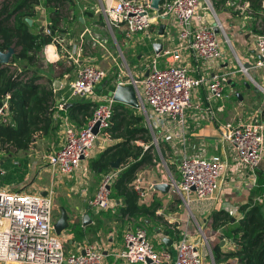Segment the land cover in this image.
I'll return each mask as SVG.
<instances>
[{"label":"crops","instance_id":"1","mask_svg":"<svg viewBox=\"0 0 264 264\" xmlns=\"http://www.w3.org/2000/svg\"><path fill=\"white\" fill-rule=\"evenodd\" d=\"M75 2L76 8L66 6L61 17V25L65 31L59 36H54L53 39L57 38V40L46 43L42 49L39 63L41 77L36 81L37 84L45 85L53 90L50 112L54 128L48 136L34 138V144L28 150L16 148L10 152L2 150L3 154H11L13 151H19V153L23 151L26 154L30 150H36L34 147L40 143H45L49 149L47 153L44 152L42 159L34 162L24 180L11 187L7 185V182L2 183L3 167L0 164V176H2L0 184L10 189L33 194L45 195L53 190L54 197L57 196L56 191L61 186L64 187L66 190L63 195L66 199V205H64L72 220L69 229L61 239L63 245L69 250L66 253L83 251L88 243H96L103 250V264H136L125 263L113 255L123 244L125 230L137 223L134 218L121 216L118 207L121 200H116L110 208L105 210H96L88 205V199L95 194L104 173L99 175L93 172L89 168V158L82 162L81 173L58 174L46 164L45 155L55 152L61 146L67 124L76 127L84 126L70 117L68 109L74 102L82 100V97L71 96L69 90L70 83L76 78L80 66L92 63L105 70L106 77L97 85L96 90L98 94L108 96V91L120 80L130 82L133 77L146 75L148 62L157 53L154 43L159 37V25L164 23L166 36L163 37V51L169 50L170 53L161 57L162 65L165 63L189 65L194 76L204 77L206 81L224 74L227 76V84L224 96L220 99L208 98L207 83L200 85L194 91L192 99L203 105L210 104L213 117L201 116L193 108L186 110L184 141H181V138L177 139L174 147L163 142L160 152L155 145L151 149L156 157L155 163L143 166L134 179H141L144 185L145 196H139V203L151 205L160 202L157 208L159 222L172 229L179 228L181 236L186 234L190 241L197 243L204 255L205 264H239L238 258H224L226 253L236 249V241L224 232L226 227L224 222L228 221L230 214L236 220L244 218L246 208L243 207L260 198L257 193V173H252L248 169L241 172L235 170L234 148L231 142L222 138V131L227 123L236 125L251 120L263 122L264 66L256 65L259 58L256 39L259 34L264 33V3L260 9L253 10L246 3L238 2V4L236 1L229 0L216 9L212 1V8H210L206 0H202L201 11L204 19L210 25L219 26L218 34L222 43V56L217 62L207 67L196 59L192 48L182 46L179 42L173 16L166 17V15L159 19L153 27L152 37H148L144 32H135L129 36L122 26L109 24L103 12L102 0H75ZM41 12V26L45 27L47 14L44 10ZM65 16L67 20L64 21ZM75 47L81 48V55L77 62L71 55ZM46 52L50 55L49 58L46 57ZM177 53H179V59L174 57ZM236 61L239 64H236ZM11 68L15 67L12 65ZM32 71L28 73L32 74ZM55 80L60 82L57 87L54 85ZM232 92L239 96L234 97ZM116 106L117 103H114V108ZM128 107L132 106L122 103L118 106V111L126 112L124 110ZM137 109L144 115L145 125L154 141L144 110ZM118 141L120 137H115L108 129L107 135L98 137L97 146L96 149L94 147L91 158L98 156L108 146ZM138 142L144 144L142 141ZM183 151L191 156L202 155L208 158L221 156L227 160L228 169L219 178L220 186L214 198L200 201L195 192H192L187 195V202H185L174 186H171L168 192L150 187L152 183L169 181V171L175 177H179L178 160ZM2 159L5 161L7 157ZM165 163L168 168L165 169V166L164 169L160 168V165L163 166ZM169 165L174 167V171ZM121 166L120 164L118 169H121ZM83 174L85 178L82 177ZM79 178L85 180L79 183L81 181ZM68 196L71 197L68 198ZM86 215L87 220L84 222ZM146 228L150 240L157 249L166 248L172 253L169 264H174L179 242L174 233H164L162 228L154 230L148 226ZM164 236L171 239L170 245L163 242ZM217 248L218 258L213 252Z\"/></svg>","mask_w":264,"mask_h":264},{"label":"built area","instance_id":"2","mask_svg":"<svg viewBox=\"0 0 264 264\" xmlns=\"http://www.w3.org/2000/svg\"><path fill=\"white\" fill-rule=\"evenodd\" d=\"M4 0H0V5ZM207 5L212 8L210 0ZM103 12L109 22L122 26L127 35L144 32L152 37L153 27L166 15L175 19V31L182 46L192 48L197 60L209 67L222 56V43L216 28L218 25L206 23L201 11L202 0H170L160 3L159 9L152 6V0H102ZM118 4V7H117ZM220 29V28H219ZM45 32L51 34L49 28ZM54 38L52 42H55ZM259 58L256 65L264 66V33L256 39ZM169 50L152 56L148 62V74L132 78L137 89L149 128L154 137L156 149L161 151V143L177 144L184 141L186 110L193 108L204 117H213L210 104L193 101V93L200 85L207 83L208 98L220 99L224 96L227 76L217 75L212 79L196 77L185 64H161V57ZM71 55L77 62L81 48ZM46 57L50 55L46 52ZM179 59V53L174 56ZM106 77V72L96 64L80 66L76 78L70 83L71 96H78L94 102L91 119L82 127L67 124L61 146L45 155V162L58 174L81 173L82 162L92 157L94 146L100 135H107L111 125L114 100L111 96L98 94L97 85ZM130 81V82H131ZM120 80V84H128ZM64 99V98H63ZM61 105V104H60ZM9 103L0 105V122H8ZM99 123V131L94 126ZM222 138L231 142L235 153V170L248 169L256 174L264 161V122L251 120L233 125L225 124ZM176 139V142H175ZM145 149L149 146L144 145ZM179 177L170 173L172 186L187 202V195L195 192L200 201L214 198L219 189V178L228 169V162L221 156H191L183 151L178 160ZM120 169L105 172L95 194L88 199V205L96 210L110 208L115 200L111 198V185ZM85 178L84 174L82 176ZM82 183V178H79ZM164 182V181H161ZM154 184H150L154 188ZM139 196L144 197L143 181H133ZM54 192L33 194L10 189L0 184V264H103L104 253L96 243H88L84 252L67 254L63 241L54 230ZM123 244L113 255L125 263L150 264L148 260L160 264L170 262L172 253L157 249L150 240L143 224L128 227L123 235ZM174 264H205L197 243L190 241L186 234L178 242Z\"/></svg>","mask_w":264,"mask_h":264},{"label":"trees","instance_id":"3","mask_svg":"<svg viewBox=\"0 0 264 264\" xmlns=\"http://www.w3.org/2000/svg\"><path fill=\"white\" fill-rule=\"evenodd\" d=\"M165 1L170 0H161L160 3ZM211 1L218 9L220 4L229 0ZM231 1L246 3L253 10L260 9L264 3V0ZM66 6L76 8L75 0H4L0 5V52L7 51L10 47L15 49L9 64L0 62V105L7 100L10 110V120L0 122V148L6 152H10L12 147L28 150L34 144V138L48 136L54 128L50 112L53 90L36 81L41 77L39 63L44 45L65 31L61 25V17ZM41 10L47 14L43 31H40ZM27 18L32 19L31 24ZM63 20H67L66 16ZM46 28L51 30V34L45 32ZM12 65L14 69L11 68ZM31 70L32 74L28 73ZM114 103L117 106L113 110L109 129L112 135L120 137V141L108 146L98 156L90 158V168L100 175L112 169L111 162L120 157L122 168L111 185V198L121 200L118 205L121 216L134 218L137 223L148 226L151 230L162 228L164 233H174L180 240L179 228L172 229L159 222L157 208L160 202L151 205L139 203V194L133 187L138 171L156 161L151 152L154 148L153 139L145 125L144 115L134 107H128L124 110L126 112H119L118 106L122 103ZM92 105L94 102L85 98L74 102L68 108L70 117L81 126L85 125L92 117ZM262 120L264 122V116ZM138 141L149 147L145 149L144 144ZM256 173L260 198L243 207L246 208L244 218L236 220L230 214L228 221L224 222L225 234L236 241V249L226 253L224 258H238L239 264H264V161ZM213 252L218 258V248Z\"/></svg>","mask_w":264,"mask_h":264},{"label":"water","instance_id":"4","mask_svg":"<svg viewBox=\"0 0 264 264\" xmlns=\"http://www.w3.org/2000/svg\"><path fill=\"white\" fill-rule=\"evenodd\" d=\"M160 1L161 0H152V6L155 9H159ZM166 17H169V15H167ZM27 21L30 24L32 23L31 18H27ZM165 28H166V26L164 23H161L159 25V37L156 39V41L154 43V48H155V51L157 53L161 52L164 48L163 37L166 36ZM43 30H44V26H41L40 31H43ZM216 30H217V32L220 31L219 28H216ZM14 51H15V49L13 47H10L7 51H1L0 52V62L2 64L10 63ZM147 74H148V70L146 72V75ZM134 79H135V81L140 80L139 77H136ZM59 83L60 82L58 80H55L54 81L55 87H57V85ZM108 93H109V96H111L114 101L127 104L129 106L134 107V108H142L143 109V107H144L141 103V99L139 98L138 89H137V86H136L134 81H131L128 84L118 83L111 90H109ZM93 130L96 134L98 133L99 123H96ZM14 149H15L14 147L11 148V150H14ZM120 161H121V158L119 157L115 161L111 162L112 168L118 169L120 167ZM3 162H4L3 160H0V164H3ZM171 186H172L171 182H167V181L156 182L154 184V188L157 190H160L162 192H168L170 190ZM59 211H60V215L58 216V218L53 223L55 233H57L58 235H60L63 231L69 229V227L72 223L71 216L65 207L61 206ZM86 220H87V215L84 216V222ZM163 242H165L167 245H170L171 239L167 236H164ZM82 252H84V250ZM148 261L150 262V264H157V263L152 262L151 260H148ZM160 264H169V263L164 262V263H160Z\"/></svg>","mask_w":264,"mask_h":264},{"label":"rangeland","instance_id":"5","mask_svg":"<svg viewBox=\"0 0 264 264\" xmlns=\"http://www.w3.org/2000/svg\"><path fill=\"white\" fill-rule=\"evenodd\" d=\"M236 64H239V62L236 61ZM240 84L242 85V81H240ZM232 93H233L234 97L239 96L235 92H232ZM96 144L94 146L95 149L97 146ZM34 149H36V150H32V151L30 150L29 153H26V154L23 151H21L22 153H19V151H13L11 154H3V150L0 148V160L3 157H7V160H5V161H4V159H2L4 161L2 164V167H3L2 183L7 182L8 183L7 185L9 187H11L12 185H14L16 183L22 182L24 180V178L26 177V174H28V172L30 171V168L34 164V162L38 161L39 159H42V155L44 154V152L47 153L49 148L45 143H43V144L40 143L36 147H34ZM165 156H166V154H165ZM164 166H165V169L168 168L167 163H165L163 166L161 164L160 168L164 169L163 168ZM169 167L172 169V171H174L173 170L174 167L172 168V166H170V165H169ZM89 168H90V166H89ZM2 176H0V179ZM65 191H66L65 188L62 186L59 188V190L56 191L57 196L54 197V221L60 215V211H59L60 207L61 206L65 207V205H66V203H65L66 199L63 197L64 193H66ZM70 197L71 196H68V198H70ZM65 232H66V230L63 231L60 235H58L57 233H56V235H58L62 239L63 235H65ZM64 250H65V252L69 251L66 246H64Z\"/></svg>","mask_w":264,"mask_h":264}]
</instances>
